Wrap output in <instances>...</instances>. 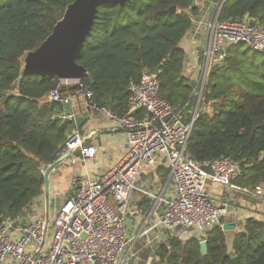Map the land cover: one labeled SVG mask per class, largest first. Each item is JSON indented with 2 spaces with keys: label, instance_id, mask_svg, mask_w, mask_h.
I'll return each mask as SVG.
<instances>
[{
  "label": "trees",
  "instance_id": "obj_1",
  "mask_svg": "<svg viewBox=\"0 0 264 264\" xmlns=\"http://www.w3.org/2000/svg\"><path fill=\"white\" fill-rule=\"evenodd\" d=\"M75 0H0V226L17 219L44 192V168L62 152L74 121L58 115L61 102L43 101L53 89L66 94L75 87L61 85L54 76L26 75L24 57L53 32L67 6ZM176 7V10H172ZM196 0H128L106 3L96 15L78 63L87 74L81 86L92 100L119 115L127 113L129 83L139 81L144 68L160 66V95L190 120L196 102L193 81L186 73L182 40L200 16ZM249 15L264 26V0H226L222 20ZM241 45L229 48L225 63L210 69L204 101L211 112H199L187 144L198 162L230 156L240 162V187L264 183V54ZM76 87H80L76 86ZM165 182L169 170L159 168ZM153 200L139 207L148 213ZM201 239H173L160 243L153 260L159 264H264V220L246 218L232 239L215 226ZM127 264H135L128 262Z\"/></svg>",
  "mask_w": 264,
  "mask_h": 264
},
{
  "label": "built area",
  "instance_id": "obj_2",
  "mask_svg": "<svg viewBox=\"0 0 264 264\" xmlns=\"http://www.w3.org/2000/svg\"><path fill=\"white\" fill-rule=\"evenodd\" d=\"M225 1L214 2L211 11L194 20L193 39L197 44L202 35L205 45L201 54L195 46L190 59L186 55V70L191 73L202 59L200 74L193 80L199 103L190 120L161 97L158 75L148 67L142 70L139 81H130L131 97L124 115L94 102L91 90L82 87L80 79L61 80L62 86L75 88L64 94L59 87L45 96L43 101L63 104L58 115L61 119L74 122L79 115L73 103L83 98L86 115L101 114L112 129L126 133V149L99 177L74 176L71 194L52 219L48 215L25 220L23 214L7 219L0 226V264H125L141 236H153L156 245L163 242L170 247L173 239L197 237L202 241L212 228L223 227L221 218L229 213V206L213 199L208 184L240 188L234 183L241 175L240 162L230 156L198 162L187 153V144L199 112L213 108L212 102L204 101L210 69L225 63L232 46L246 45L264 54V26L247 14L242 20H222ZM67 104L72 105V114L67 113ZM66 153L71 163L86 162L96 157L97 149L85 145L84 135L76 128L68 135L59 157ZM161 165L170 172L171 195L164 192L167 185L160 188L151 181L156 187L144 188L139 184L143 174ZM241 190L264 202V183ZM136 193L154 204L145 218L147 227L133 236L129 215L134 213Z\"/></svg>",
  "mask_w": 264,
  "mask_h": 264
},
{
  "label": "crops",
  "instance_id": "obj_3",
  "mask_svg": "<svg viewBox=\"0 0 264 264\" xmlns=\"http://www.w3.org/2000/svg\"><path fill=\"white\" fill-rule=\"evenodd\" d=\"M216 1L218 0H196V4L199 5L201 12V15L197 18H202L209 11H211L213 8V3ZM190 40L193 42V47H191ZM187 44L189 45L187 46ZM181 46L186 50L187 59H190V56H192V54L194 53V48L196 46V41L193 39L192 29L182 40ZM73 106L78 115L85 120L80 128L82 134L85 137V145L95 147L97 149V155L95 158L89 159L86 162H81L80 160H78L76 163H71L70 160H67L69 165L74 166V168H72V171L68 170V173H66L64 166H62L64 163L59 164L54 170H52L49 176V190H44L43 194L37 197L32 202V204H30L29 207L24 211L23 216L25 217V220H28L29 218L34 216L47 217L49 215L51 219L53 218L52 214L47 212V207H45L44 205L46 204V200L49 199V195H52V193L55 195L57 193V190L61 188V180L64 176L67 177L68 175L71 180H73L74 176L76 175L97 178L99 177V174L101 172L116 164V162L125 152L127 135L124 131L112 129L108 120L101 114L93 113L86 115V108L84 106L83 98H79V100L73 103ZM75 123L77 128V122ZM76 155H80V153L77 152ZM159 168L168 169L165 166L161 165L155 168V170L151 173L143 174L139 180V184L144 188H151V186L156 187V185L151 184V181H153L154 184L157 183L159 185L158 187L160 188L167 185V189H165L164 192L168 195H171L173 192V181L170 179V172L165 182H163L158 170ZM65 173L67 175H65ZM240 188L242 189V187ZM240 188H230L214 183L208 184V189L213 199L218 204L229 206L230 211L228 214L224 215L221 218V225L226 223L236 224L235 229L225 230L228 234V237H231V240L228 239L229 248H232V239L234 237V234L241 229L242 222L246 218L254 217L259 220H264V202L260 198L243 192ZM72 189L73 186L71 184L69 192L63 197V200H61V202L63 201L64 203L65 199L71 194ZM143 198L147 197H144L140 193H136L132 202V209L134 210V213L138 214L136 217L138 218V216L140 215L141 221H143L139 231L147 227L145 218L153 207L152 205L149 212L145 213L146 215L142 216L140 214L142 209L139 207V204ZM54 208L56 209L58 208V206L56 205L55 207H53V209ZM153 253H155V250ZM153 257L154 254L151 256V258L153 259Z\"/></svg>",
  "mask_w": 264,
  "mask_h": 264
},
{
  "label": "water",
  "instance_id": "obj_4",
  "mask_svg": "<svg viewBox=\"0 0 264 264\" xmlns=\"http://www.w3.org/2000/svg\"><path fill=\"white\" fill-rule=\"evenodd\" d=\"M128 0H75L70 3L63 17L56 23L53 32L37 47L29 51L24 57L22 79L26 75L54 76L61 80L80 79L87 74L86 68L78 63V58L83 49L84 42L89 34L99 8L106 3L124 5ZM176 10V7H172ZM158 75L160 66L150 69ZM68 114L73 113L72 105L67 104ZM84 118H77V128L80 129ZM69 153L58 157L44 169V190H49V176L59 164L67 159ZM235 223L223 224L224 230L235 229ZM202 253L208 251L207 240L200 242ZM156 264V262H154ZM232 264H239V258L233 256Z\"/></svg>",
  "mask_w": 264,
  "mask_h": 264
},
{
  "label": "rangeland",
  "instance_id": "obj_5",
  "mask_svg": "<svg viewBox=\"0 0 264 264\" xmlns=\"http://www.w3.org/2000/svg\"><path fill=\"white\" fill-rule=\"evenodd\" d=\"M197 41H198V43L196 44V47H197V54L199 55V54H201L202 48L205 45L204 44V38L202 37V35H200V39ZM190 43H191V47H193V42L191 40H190ZM189 44H187V46ZM185 45H186V43H185ZM240 47L243 49L248 48V46H246V45H241ZM201 62H202V59H201V61L199 60V65L197 66V69L194 71V73H191L188 69L186 70V73L188 74L189 78L192 81L194 80V76L198 77L200 74L199 67L201 66ZM199 86L201 87V85H199ZM192 99H193V101L195 100L196 105H197V103H199L198 94H196L194 91L192 93ZM202 103H203V100L201 101V104ZM196 105H195V108H196ZM67 160H70V159L67 158L61 163V164L64 163L62 166H64L66 173H68L69 171H72V168H74V166L68 164ZM66 173H65V175H67ZM71 184H72L71 178H69L68 175H67V177L64 176L63 179L61 180V188L57 190V193L55 195L53 193H52V195L50 194L49 199L46 200V202H45L46 204L44 206L47 207V212L52 214V216H54L57 213L58 209L61 208V205L63 203V201L61 202V200H63V197L69 192ZM56 205L58 206V208L53 209V207H55ZM142 211L140 212V214L142 216L146 215ZM137 215L138 214H136V213H131L129 215V223L131 220L130 231H131V235H133V236H138L139 229L143 223V221H141V216L139 215L137 218L136 217ZM148 239L150 242L148 241ZM228 239L231 240V237H228ZM155 241H156V238L153 236H150L149 238H147L146 236H141V238H139V240L136 241L135 245H133V247L130 251L131 254L129 253L130 258L126 261L125 264H127L128 262H130V263L134 262L135 264H154V262H156V264H159L157 261H155L151 258V256L154 254L153 252L155 250V247L157 246L155 244Z\"/></svg>",
  "mask_w": 264,
  "mask_h": 264
}]
</instances>
